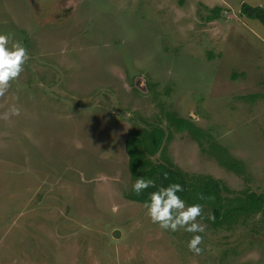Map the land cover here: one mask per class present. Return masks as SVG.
I'll return each mask as SVG.
<instances>
[{"label":"rangeland","instance_id":"obj_1","mask_svg":"<svg viewBox=\"0 0 264 264\" xmlns=\"http://www.w3.org/2000/svg\"><path fill=\"white\" fill-rule=\"evenodd\" d=\"M244 3L264 8L0 0V32L30 56L0 96V264H264V213L215 227L202 207L197 255L193 233L160 229L128 199L126 145L155 128L171 139L154 162L213 177L230 199L264 194V26Z\"/></svg>","mask_w":264,"mask_h":264},{"label":"trees","instance_id":"obj_2","mask_svg":"<svg viewBox=\"0 0 264 264\" xmlns=\"http://www.w3.org/2000/svg\"><path fill=\"white\" fill-rule=\"evenodd\" d=\"M241 15L248 19L257 20L264 26V8L262 6H251L244 3L241 6ZM176 121V120H175ZM180 130L189 128L195 129V125L189 119H177ZM171 136L161 128H155L151 132H145L132 137L126 145L129 156V169L135 180L138 177L151 179L154 186L145 189L140 195L131 192L128 199L134 202L144 203L148 200V194L155 191L159 186H167L170 183H179L183 191L179 195L187 204L199 203L202 207L207 206L212 209L214 218L211 223L215 227L246 223L249 217L264 213V194L244 191L242 194L232 199L224 197L225 189L221 182L209 176L199 179L189 177L173 162L165 158L162 163L152 160L162 149L165 140H170ZM224 167L237 170V165L222 161Z\"/></svg>","mask_w":264,"mask_h":264},{"label":"clouds","instance_id":"obj_3","mask_svg":"<svg viewBox=\"0 0 264 264\" xmlns=\"http://www.w3.org/2000/svg\"><path fill=\"white\" fill-rule=\"evenodd\" d=\"M29 58L27 49L20 41L14 40L10 33L0 32V96H4L10 88V82L20 76ZM18 114L19 109L13 106L10 112L4 113V118ZM153 186V180L138 177L132 185V192L140 195L145 189ZM182 191L183 187L179 183L161 185L148 194L149 198L144 202V207L150 221L160 229L171 232L182 229L193 233L187 241V248L199 255L202 251L199 245L203 237L198 233L205 231V225L197 219L202 217V206L199 203L186 204L179 195Z\"/></svg>","mask_w":264,"mask_h":264},{"label":"water","instance_id":"obj_4","mask_svg":"<svg viewBox=\"0 0 264 264\" xmlns=\"http://www.w3.org/2000/svg\"><path fill=\"white\" fill-rule=\"evenodd\" d=\"M115 233H117V234H115V236H118V234L120 235V232L119 231H116Z\"/></svg>","mask_w":264,"mask_h":264},{"label":"crops","instance_id":"obj_5","mask_svg":"<svg viewBox=\"0 0 264 264\" xmlns=\"http://www.w3.org/2000/svg\"><path fill=\"white\" fill-rule=\"evenodd\" d=\"M263 5V4H262Z\"/></svg>","mask_w":264,"mask_h":264}]
</instances>
